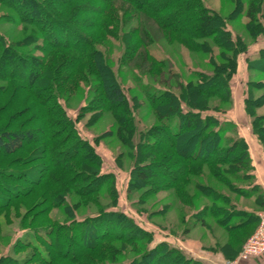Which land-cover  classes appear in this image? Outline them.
<instances>
[{
	"label": "rangeland",
	"instance_id": "374dc122",
	"mask_svg": "<svg viewBox=\"0 0 264 264\" xmlns=\"http://www.w3.org/2000/svg\"><path fill=\"white\" fill-rule=\"evenodd\" d=\"M202 1L226 19V28L234 39H238L239 43L246 47V50L238 55L236 71L230 79V99L225 100L211 94L202 95L197 100L201 102L200 105L205 108L204 110L211 111L210 113L216 116L220 123L230 121L235 124V130L239 133L238 124L246 120L251 123L250 117L245 112L243 116L241 112V108H244V98L249 93V109L264 137V66L261 70H257L254 66L260 59L264 60L262 56L264 33L253 36L246 29V24L249 22L245 15L248 0ZM107 2L108 0H73L66 7L57 6L54 9L68 18L80 36L92 38L96 47L114 60V63L109 62V65L122 72L118 79L121 80L131 109L132 115L129 120L132 121L133 126L129 129L117 123L128 118L121 112L105 111L94 114L83 110L82 107L89 104L92 97L90 84L88 81L76 83L74 77L80 72L86 74L89 79L98 77L92 75L94 62L79 63L75 71L70 63L61 65L63 61L75 59L73 52L52 51L49 46L42 43L40 37L42 35L37 28L12 24L10 19L13 14L12 9L0 2V32L8 35L14 42L30 36L26 39L22 51L32 50L30 52L37 55V59L49 66L47 80L52 78L61 87L60 92L64 98L60 100V104L73 122L75 135L90 146V150L98 156L96 161L99 164V173H110L114 176L117 190L114 203L104 196V192L97 193L96 183L86 191L88 180L76 171L85 168L84 164L90 163L89 155H85L84 160L75 159L73 155L78 153L77 148L68 150V146L72 145L73 141H69L64 147L60 145L62 144L60 141L63 138L67 139L68 136H64L62 131L51 126L48 114L37 98L36 90L27 88L16 80L0 77V132L31 130L35 136L34 141L25 144L22 149L11 155L0 152V171H31L38 166L42 169L39 170L43 175V182L41 180L30 182L22 177L17 181L2 175L6 185L20 186L27 191L13 197L10 192L6 193L3 190L4 196H8L10 201L0 206V264H20V261L24 264H44L34 255L32 247L23 245L21 247L20 244L34 240L30 231L24 227L49 224L58 226L73 219L83 218L88 225L84 230L81 227L75 232V234L80 233V238L72 237L67 240L68 244H71L69 255L77 257L66 258L50 251L52 261L47 264L100 262L111 264L121 261L127 263L143 253L138 246L133 250L131 244L111 239L105 241L103 249L97 248L95 243L88 244L89 241L95 240L92 233L96 230V225L89 221L91 220L89 217L103 213L104 210L121 212L139 227L147 230L153 235L151 245L158 241H167L205 264H218L220 258L223 259L222 255L224 248L227 247L225 244L229 235L219 226L216 217H207L204 224L194 225L196 218L194 212L211 204L208 198L198 192L213 193V196L218 192L228 194L238 206L257 210L258 206L253 198L238 196L233 190L234 186H243L247 182L230 177V170L242 174L244 171L236 168L228 169L226 165L218 163L208 164L207 158H203L204 163L200 162L198 155L204 153L202 148L205 146V139H202V131L199 129L187 131L179 139H170L171 141L167 142L166 137L171 134L159 132V111L151 108L143 90L149 85L155 90L169 88L179 93L181 90L177 87L178 83L188 81L193 71L212 70L209 63L210 53L217 62L225 63L224 55L228 52L219 50L212 41L205 39L198 41V44L205 43V45H200L201 47L195 50L189 49L174 34L161 29L154 21L148 19L146 21L148 31L154 39L151 45L152 53L157 58L168 61V69L164 71L146 56L143 48L140 47V38L135 34L130 35L128 41L124 38L123 42H120L100 30L98 27L100 21L122 34L125 31L131 33L137 25L136 21L130 18V15L137 11L131 3L113 1L109 5ZM138 2L143 5L147 3L146 0H138ZM79 5L87 6V10L85 12L74 10L75 6ZM104 6H107L108 13L105 9V13L100 11ZM262 10L264 14V6ZM111 13L119 16V19L117 21L111 19ZM127 18H130L129 22ZM35 36L39 38L38 44L34 42ZM96 37L103 40L102 45L98 44ZM121 57L131 69L117 65ZM262 63L264 65V62ZM67 77V82L61 81ZM231 129L227 133L229 137L235 134ZM121 136L132 138L131 144L127 145ZM138 152L141 153L140 157L135 160ZM147 163L150 166L139 167L140 164ZM185 164L194 166V171L190 175L185 174ZM135 166L136 170H133ZM140 170L149 174L148 180L137 181L136 184L130 185ZM181 188L187 193L185 201L177 197V191ZM61 195L67 198L66 205L69 212L63 209L64 204L61 206L58 202L55 205L57 200L62 199ZM234 234L240 235V233ZM250 235L244 239L241 247ZM40 248L43 250L44 247L40 246ZM112 249L120 250V254L112 255ZM211 259L212 262L208 261Z\"/></svg>",
	"mask_w": 264,
	"mask_h": 264
},
{
	"label": "trees",
	"instance_id": "16d2710c",
	"mask_svg": "<svg viewBox=\"0 0 264 264\" xmlns=\"http://www.w3.org/2000/svg\"><path fill=\"white\" fill-rule=\"evenodd\" d=\"M113 1H127L131 3L137 11L131 14L130 18L134 19L137 25L131 30V33L130 31H125L122 34L119 31L110 29L107 24L100 21L98 23L100 30L105 35L120 42H123L124 38L125 41H128L130 35L135 34L137 38H140V47L143 48L146 56L152 59L164 71L168 69V61L166 59H159L152 53L151 45L154 39L150 31H148V22H146L148 19L154 21L161 29L174 34L189 49L195 50L198 47L200 48V45H205V43L198 44V41L205 39L212 41L219 50L228 52V54L224 55L225 63L217 62L214 55L209 52V63L212 70L193 71L188 81L178 83L177 87L181 90L179 93H175L169 88L155 90L149 85L144 87L143 91L148 98L151 108L159 111V132H169L172 136L167 135V142H170V139H179L187 131L199 129L202 131V139H205V146L202 148L204 149V153L201 156L198 155L200 162L204 163V159L207 158L208 164L218 163L226 165L228 169L236 168L237 170L244 171L242 174L238 171L230 170V177L238 181L243 180L247 182L243 186H234L233 190L238 196L253 198L258 206L257 210L238 206L237 202L233 201L228 194L218 192L216 196H213V193L204 194L203 191H199L198 194L208 198L211 204L205 205L194 212V216L196 217L194 225L204 224L207 217L217 218L219 226L229 235V239L225 244L227 247L224 248L225 251H223L222 255L223 260L234 258L238 254L244 239L255 229L258 223V211L264 210V191L256 180L248 145L245 139L236 132L235 124H232L230 121L220 123L218 118L210 113L211 111L204 110L205 108L200 105L201 102L197 99L202 95L211 94L218 95L225 100L230 99V79L236 71L238 55L245 52L246 47L240 44L238 39L232 37L230 31L226 28V19L206 6L202 0H146L147 3L144 5L139 3L138 0H108L107 3L110 5ZM263 1H247L245 15L249 22L246 24V29L253 36L264 33ZM0 2L12 9L13 14L10 16L12 24L37 28L40 35H42L40 36L42 43L49 46L52 51L64 50L73 52L75 59L67 62L63 61L61 65L70 63L74 68L73 71H75L79 63L87 64L91 62L93 64L94 62V72L92 71V75L93 77L94 75L98 77L89 79L82 72L74 77L76 83L88 81L90 84L89 88L92 97L89 104L82 107L83 110L94 114L105 111L111 113L121 112L128 116V118L120 120V122L116 119L117 123L127 129L133 126L132 121L129 120L131 119L130 115H132L131 109L128 106L121 80L118 79V76L122 72L109 65V62L114 63V60L97 48L92 38L80 36L68 18L66 19L63 13L54 9L57 6L66 7L73 0H0ZM86 8L87 6L85 5H79L75 6L74 10L85 12ZM104 9L106 10L105 12L108 11L107 6L101 8L100 11L104 12ZM140 15L144 16V18ZM130 18H127L128 22ZM111 19L117 21L119 16L111 13ZM27 38H30V36L14 42L8 35L0 32V77L16 80L27 88L38 92L37 98L41 101L45 112L48 114L51 126L62 131L64 136H68L67 139L64 140L63 138L60 141L62 143L60 145L64 147L69 141H73L72 145L68 146V150L77 148L78 153L73 155L75 159L80 158L84 160L85 155H89L90 157V163L84 164L85 168L76 171L77 174H83L82 176L87 178L86 191L91 188L93 183H96L95 190L97 193L104 192V196L113 200L112 202L114 203L117 197L114 176L110 173H99V164L96 161L98 156L90 150V146L86 145L75 135L73 122L60 104V100L64 98L62 92H60L61 87L52 78L47 80L49 66L42 60L37 59L38 56L30 52L32 50L28 52L22 51ZM38 40V36H35L34 42L36 44H38ZM96 40L99 45H102L103 40L101 38L96 37ZM262 56L264 58V54ZM262 62L264 60L260 59L256 65H253L257 70H261L262 66H264ZM117 65L131 69L127 66V62L122 60V57L118 59ZM68 77L61 81L67 82ZM152 89L153 91L148 92ZM249 100L248 93L244 98L243 110L251 119L250 126L252 133L264 148V137L260 128L256 125L255 117L249 109ZM231 127L234 129H231ZM229 129L235 132L234 136H227ZM34 139L35 136L31 130L1 131L0 152L5 155H11L22 149L25 144L34 141ZM121 139L127 145L131 144L132 138L122 137ZM79 149H81L80 153ZM63 153L65 154L66 152ZM140 154L139 152L137 153L135 160L140 157ZM145 166H150V164L139 165L140 168ZM33 169L35 170L34 174ZM39 169L36 166L32 170L30 169L31 171H0V206L10 201L8 196H4L3 190L6 193L10 192L13 197H17V195L27 191V189L20 186L6 185L4 177L7 176L8 179L13 178V180L22 177L30 182H39L40 180L43 182V175L40 172L42 169ZM184 169L186 171L185 174L190 175L194 171V166L185 164ZM133 170H136V166ZM148 176L149 174L146 171L140 170L130 185L136 184L137 181L145 182L148 180ZM62 193L64 192L62 191ZM62 195V199L57 200L55 205L60 202L61 206L64 204L63 209L69 212L66 205L67 198L65 195ZM177 197L181 201H185V198H187L186 191L181 188L177 191ZM89 218L91 219L89 221L96 225V230L92 233V237L95 240L89 241L88 244L95 243L97 248L103 249L105 241L111 239L124 244H131L133 250L136 246L143 250V253L130 259L127 263L121 261L111 264H205L167 241H158L151 245L153 235L144 228L139 227L121 212L104 210L103 213L92 215ZM86 225L88 223L83 218L73 219L68 221V223L58 226L50 224L26 226L24 229L30 231L34 240H32L33 242L30 241L20 245L21 247L22 245L32 247L34 255L40 258L44 264L52 261L50 251L73 259L77 256L69 255L71 253V244H68L67 240L72 237L80 238V233L75 234V232H78L81 227L84 230ZM234 233H240V235H235ZM40 246L44 247L43 250H41ZM111 254L117 256V254H120V250L112 249ZM20 264L24 263L20 261Z\"/></svg>",
	"mask_w": 264,
	"mask_h": 264
},
{
	"label": "crops",
	"instance_id": "0c3cea01",
	"mask_svg": "<svg viewBox=\"0 0 264 264\" xmlns=\"http://www.w3.org/2000/svg\"><path fill=\"white\" fill-rule=\"evenodd\" d=\"M241 109H242L241 112L243 113L244 110L243 108ZM243 116H244V113H243ZM238 128H239L238 129L239 134L245 139L248 145L249 154L252 160V164L254 166V174L256 176V180L262 186L263 191H264V148L262 144H259L258 139L252 133L251 126L247 122V120L246 122H243L242 124L241 123L238 124ZM220 260L221 261L218 262V264H223L224 260L222 258H220ZM208 261L212 262L213 260L211 259ZM239 264H264V256L251 258L247 261H242Z\"/></svg>",
	"mask_w": 264,
	"mask_h": 264
},
{
	"label": "built area",
	"instance_id": "2783aa9c",
	"mask_svg": "<svg viewBox=\"0 0 264 264\" xmlns=\"http://www.w3.org/2000/svg\"><path fill=\"white\" fill-rule=\"evenodd\" d=\"M261 256H264V210L258 212V225L242 245L237 256L232 260H225L223 264H239L242 261Z\"/></svg>",
	"mask_w": 264,
	"mask_h": 264
}]
</instances>
